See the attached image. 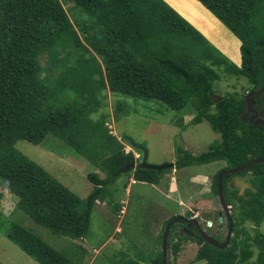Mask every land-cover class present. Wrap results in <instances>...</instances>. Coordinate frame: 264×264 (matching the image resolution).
<instances>
[{
  "label": "trees",
  "instance_id": "1",
  "mask_svg": "<svg viewBox=\"0 0 264 264\" xmlns=\"http://www.w3.org/2000/svg\"><path fill=\"white\" fill-rule=\"evenodd\" d=\"M194 1L240 42L238 63L164 0H0V186L17 197V209L35 224L81 241L112 180L133 171V180L159 184L165 170L136 168L117 175L135 160L104 118L92 117L107 90L157 101L176 112L192 109V124L208 121L220 142L197 156L177 147L175 168L226 162L213 178L217 197L220 175L264 157V128L243 120L244 96H219L214 90L228 77L245 78L250 90L264 86V0ZM65 4H72L74 20ZM44 54L61 58L52 82L43 75ZM115 110L116 119L128 112L121 103ZM49 135L106 174L105 179L88 174L93 187L86 198H79L15 146L21 140L40 145ZM124 141L136 153L146 151L128 136ZM248 171L251 187L243 195L228 185L235 174L226 173L221 180L225 202L233 211L228 246L208 244L195 226L196 237L179 236L174 232L178 221L170 227L169 254L176 257L180 243L191 240L199 246L194 261L202 264H264V234L250 235L245 227L247 221L256 226L264 221V162L236 174ZM185 215L171 216L163 227L172 218L190 216ZM4 226L6 221L0 220V229ZM6 229V237L37 263L73 264L23 226L8 222ZM149 264H163L162 252Z\"/></svg>",
  "mask_w": 264,
  "mask_h": 264
},
{
  "label": "rangeland",
  "instance_id": "2",
  "mask_svg": "<svg viewBox=\"0 0 264 264\" xmlns=\"http://www.w3.org/2000/svg\"><path fill=\"white\" fill-rule=\"evenodd\" d=\"M166 1L176 12L191 18L200 32L219 51L234 63H238L240 42L199 2L194 0ZM64 6L70 18L74 20L72 4ZM60 59L50 54H44L40 58L44 69L43 75L51 82L58 74ZM249 89L250 84L245 78L233 77L221 79L214 87L215 95L219 96L228 94L245 96ZM101 101V107L92 117L104 118L110 133L124 144L126 152L133 153L136 163L141 161L143 153H136L128 146L124 141V136L144 146L147 164L154 166L175 163L178 158L177 147L197 156L209 151L211 146L220 142V135L212 129L208 121L204 120L198 124L190 122L195 116L192 109L176 112L157 101L116 95L108 90L102 96ZM118 103L126 104L128 112L120 114L116 119L115 107ZM15 146L22 154L42 166L81 199L86 198L92 191L93 185L87 178L88 174L93 173L101 179L106 178L105 173L52 135H49L40 145L21 140ZM226 166V162L219 161L181 169L175 167L165 169L158 186L154 185L156 187L149 183H130L133 179L131 177L133 171L130 175H119L115 181L112 180L106 185L105 200L96 203L90 218L89 233L81 241L55 235L49 229L35 224L17 209V197L1 186L0 220L6 221V226L8 222L23 226L48 245L71 258L73 264H136L133 262L149 264L150 259L161 251L163 237L161 233L165 230L163 221L171 213L181 212L183 216L188 213L190 216L187 218H195L210 236L217 238L218 241L226 238L227 221H224V232L217 233L216 231L218 215L224 216L219 199L212 193L208 194L209 190H212L214 176ZM202 174L209 177L207 183H188L191 176ZM251 176L250 171L235 174L228 185L243 195L244 191L251 187L249 181ZM171 177L178 180L180 188H185L189 184L187 190L192 196L195 195L201 199L204 194H208L206 198H215L213 208L200 206L196 199V206H191L184 213L180 211L176 197L166 199L160 193L166 188ZM229 213L230 215L233 213L230 208ZM208 222L213 223V226L208 227ZM6 226L0 229V264H39L6 237ZM177 226L176 231L179 230L180 224ZM245 227L250 235H254L255 231L264 234V221L258 226L247 221ZM187 228L189 229L188 225ZM176 241L177 237L174 236L173 242ZM198 247V244L191 240H183L176 257L169 254L167 250V261L169 264H202L194 261ZM253 249L257 252L256 248Z\"/></svg>",
  "mask_w": 264,
  "mask_h": 264
},
{
  "label": "water",
  "instance_id": "3",
  "mask_svg": "<svg viewBox=\"0 0 264 264\" xmlns=\"http://www.w3.org/2000/svg\"><path fill=\"white\" fill-rule=\"evenodd\" d=\"M166 1V0H165ZM198 1V0H197ZM167 2V1H166ZM199 2V1H198ZM169 4V2H167ZM200 3V2H199ZM170 5V4H169ZM200 5L205 8L201 3ZM171 6V5H170ZM172 7V6H171ZM206 9V8H205ZM207 10V9H206ZM221 25H223L209 10H207ZM179 13V12H178ZM224 26V25H223ZM225 27V26H224ZM226 28V27H225ZM227 29V28H226ZM228 30V29H227ZM229 31V30H228ZM230 32V31H229ZM240 63H241V56H240ZM240 65V64H239ZM264 92V88L261 90H258L256 92H250L246 95L245 97V102L247 104V107H250L251 104H254V101L252 99V96L255 95H260L261 93ZM215 100H221V97H218ZM253 112H255V114H257L256 111L253 110ZM247 115V114H246ZM264 118V117H263ZM262 124L264 127V120L262 119ZM147 155H146V151L143 152V156L140 162L136 163L135 161L130 162L125 168H123L120 172H118L117 175L127 172L129 170H134L136 168H147V169H152V170H156L158 172H161L165 169H170L175 167V163L170 162V163H166V164H162V165H158V166H154V165H149L147 164ZM260 162H264V157L263 158H258V159H254L249 161L247 164L239 167V168H234V169H228L224 172V174L228 173V174H236L239 173L240 171H243L245 169H247L249 166H251L252 164H257ZM219 176L218 179V199H219V204L221 206V209L223 211V215L219 214L218 217V224H217V231L218 233H222L224 232V221H227L228 223V230H227V237L226 240L223 244H220L218 241H216L215 239L212 238V236H210L203 228L200 227V222H198L196 219H192V218H180V217H175L173 219H171L165 226V230L163 233V237H162V248H161V252H162V261L163 264H169L167 261V239H168V235L170 232V227L172 224L183 220L184 222H186L188 224V226L193 225L195 226V228L197 229L198 234L210 245L216 246L218 248L224 249L228 246L229 240L231 238L232 235V227H233V222L230 218V213H229V206L226 204L225 199H224V193H223V188H222V184H221V180L223 175Z\"/></svg>",
  "mask_w": 264,
  "mask_h": 264
},
{
  "label": "crops",
  "instance_id": "4",
  "mask_svg": "<svg viewBox=\"0 0 264 264\" xmlns=\"http://www.w3.org/2000/svg\"><path fill=\"white\" fill-rule=\"evenodd\" d=\"M207 181H209V177L206 174H202V175L195 176V177L191 176L188 180V183L189 184L190 183L205 184V183H207ZM130 183H133V184L134 183H141V184H143L144 182H139V181H135V180L131 179ZM153 186H154V184H153ZM156 186H158V184ZM156 186H154V187H156ZM187 186L185 188H180L178 185V180H175L173 177H171L169 183H167V185L165 186L166 188H164L162 191H160V193L163 195V197L165 196L166 199H172V197H176L179 201L178 206L181 209L180 211H182L183 213L186 211V209H190L191 206H196L197 200H198V203L200 206H203V207L208 206V208H213V202L215 201V198L214 199L213 198H206V196L209 193H212V190H209L208 194H204L203 197H201V199H199L195 195L192 196L191 193H189V191L187 190ZM198 212H200V211H198ZM173 215H181V212L171 213L170 215L167 216L165 221ZM218 217H219V215H218ZM165 221H163V224ZM216 231H217V228H216ZM217 233H218V231H217Z\"/></svg>",
  "mask_w": 264,
  "mask_h": 264
},
{
  "label": "flooded vegetation",
  "instance_id": "5",
  "mask_svg": "<svg viewBox=\"0 0 264 264\" xmlns=\"http://www.w3.org/2000/svg\"><path fill=\"white\" fill-rule=\"evenodd\" d=\"M263 88H264V86L259 88V89H256V90H250L249 89L248 93L256 92V91L261 90ZM248 93L245 94L244 99ZM252 99L254 101V104H251L250 107H247V104L245 102V106H244V109L242 112V118L245 122H248L257 128H259V127L264 128L263 124H262V119L264 120V118H263L264 117V92L261 93L260 95L252 96ZM253 110L256 111L257 114H255V112H253ZM180 222H181V224H180L179 230L176 231L178 226L176 228H174V232L176 231L175 233H177L179 236L186 235V236L196 237V234H194L192 231V229L194 228L193 225L188 226L189 229L188 228L186 229L188 224L184 221H180ZM212 226H213V223H212ZM200 227L202 228L201 225H200ZM226 237H227V232H226ZM225 240H226V238L224 240H220V241H225Z\"/></svg>",
  "mask_w": 264,
  "mask_h": 264
},
{
  "label": "built area",
  "instance_id": "6",
  "mask_svg": "<svg viewBox=\"0 0 264 264\" xmlns=\"http://www.w3.org/2000/svg\"><path fill=\"white\" fill-rule=\"evenodd\" d=\"M123 213V211H121ZM208 227H212V223L208 222Z\"/></svg>",
  "mask_w": 264,
  "mask_h": 264
}]
</instances>
